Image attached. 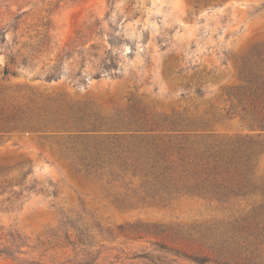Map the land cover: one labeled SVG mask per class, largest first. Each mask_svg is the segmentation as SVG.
Instances as JSON below:
<instances>
[{"label":"rangeland","instance_id":"rangeland-1","mask_svg":"<svg viewBox=\"0 0 264 264\" xmlns=\"http://www.w3.org/2000/svg\"><path fill=\"white\" fill-rule=\"evenodd\" d=\"M261 47L264 0H0V105L33 100L64 115L39 120L42 133L0 132V264H264L261 193L159 186L146 197L131 171L112 179L107 167L70 165L72 144L158 142L177 166L178 147L250 135L264 181V128L232 95ZM138 111L145 121L129 123Z\"/></svg>","mask_w":264,"mask_h":264},{"label":"trees","instance_id":"trees-1","mask_svg":"<svg viewBox=\"0 0 264 264\" xmlns=\"http://www.w3.org/2000/svg\"><path fill=\"white\" fill-rule=\"evenodd\" d=\"M248 61L252 62L254 66L252 67L249 63V66L246 64L243 67L242 73L247 84L242 90H237L232 95L237 99V106L242 118L248 120L252 126L264 128V47L255 50ZM4 73H9L8 69H5ZM197 93H199V89ZM2 105H0V132L28 130L42 133L44 130H41L39 120L50 117L49 119H56L54 121H57L64 117L60 113V106L50 110L48 106L41 104V102H33V100L24 106L29 113L23 111L24 107L19 105L12 106L9 111H4ZM229 110H226V114L229 113ZM128 119L131 121L129 123H138L140 119L143 123L145 114L143 111H138L129 116ZM82 120V116L76 118L78 124ZM205 120L206 118L203 117H187L181 121H188L190 125L201 126L205 124ZM74 131L81 133L84 130L77 129ZM38 138L46 139L48 137L41 134L38 135ZM55 144L58 146L57 151L60 157L69 160V153L61 149L62 144L59 142H55ZM257 145L255 137L245 135L215 141L204 146L203 150L194 149L186 152L184 148L178 147L176 150L178 164L175 166L172 159L174 152L158 142L147 143L146 145L132 144L124 149L119 148L120 143L114 146L102 144L91 146L86 143L82 145L81 150L77 145L72 144L70 149L78 154V163L70 161V165L74 170L77 169L79 172L83 171L84 174L94 175L107 167L112 179L120 177V174L114 170L115 168L122 173L131 171V176L138 175L139 186L145 189L146 197L157 195L155 188L159 186L160 190L165 189L168 193L183 191L184 193L196 192V194L205 195L208 192L207 187H209L214 196H225L227 193H231L233 196L249 193L264 195L263 178H258L255 175L257 158L261 153ZM175 169H178L179 172H176ZM259 206H261L259 208L261 211L262 205ZM257 214L261 215L262 213ZM251 236L247 234V237ZM241 249L247 251L245 247ZM184 256L195 264L213 261L208 255ZM240 264H245V259Z\"/></svg>","mask_w":264,"mask_h":264}]
</instances>
